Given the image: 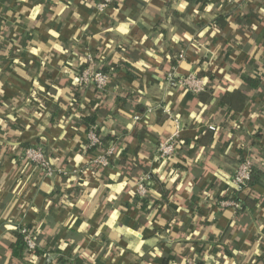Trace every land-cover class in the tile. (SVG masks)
Segmentation results:
<instances>
[{
  "label": "crops",
  "instance_id": "obj_1",
  "mask_svg": "<svg viewBox=\"0 0 264 264\" xmlns=\"http://www.w3.org/2000/svg\"><path fill=\"white\" fill-rule=\"evenodd\" d=\"M99 1L0 0V264H45V253L69 264H264V174L241 191L245 206L218 202L241 158L264 173V0ZM88 56L110 71L102 91L77 83ZM171 59L178 75L212 71L217 95L241 87L243 70L258 84L238 111L217 98L203 108L166 85ZM166 109L183 143L160 159ZM86 116L115 143L107 167L89 163ZM30 145L49 174L22 159ZM146 171L142 205L134 186ZM22 224L40 251L23 259L10 253Z\"/></svg>",
  "mask_w": 264,
  "mask_h": 264
},
{
  "label": "built area",
  "instance_id": "obj_2",
  "mask_svg": "<svg viewBox=\"0 0 264 264\" xmlns=\"http://www.w3.org/2000/svg\"><path fill=\"white\" fill-rule=\"evenodd\" d=\"M111 0H100L97 3V8L102 9L108 5ZM86 64L79 71L77 77V83L82 88L91 87L97 91L106 89L110 83V73H105L101 70L93 57L88 56ZM166 85L170 88H182L183 90L196 94L203 90L204 81L202 77L197 76L195 72H189L185 75H178L175 67L172 66L165 74ZM172 119L173 128L170 134L159 141L156 147V156L160 159H167L176 154L179 151L182 138L180 132L183 124L179 117L172 115L168 109L163 110ZM134 119H138V115L133 116ZM208 128L214 130V125H208ZM85 136L87 145L97 151V154L89 161L91 165L99 168L107 167L115 152V143L110 141L104 144L102 137L97 134V128L94 124L88 125L85 130ZM22 159L26 162H32L38 165L46 174L51 172L50 163L48 157L45 155L43 148L39 145L26 146L22 151ZM252 160L248 157L243 158L235 167L230 182L233 190L230 196L226 199H221L220 206H230L234 210H238L242 207L240 199L235 197V192H241L246 189L245 184L250 178L252 171ZM151 177L148 172H142L134 186V192L138 198H145L148 195L150 189ZM17 231L22 235L23 243L26 251L33 253L32 251L37 248L36 233L33 232L27 225H19ZM45 264H51L52 257L49 253L43 254ZM185 264H197L194 259H188Z\"/></svg>",
  "mask_w": 264,
  "mask_h": 264
},
{
  "label": "trees",
  "instance_id": "obj_3",
  "mask_svg": "<svg viewBox=\"0 0 264 264\" xmlns=\"http://www.w3.org/2000/svg\"><path fill=\"white\" fill-rule=\"evenodd\" d=\"M219 22L220 24H222L223 20L219 18ZM172 66H175V59L170 60L168 69H170V67ZM101 70L105 73H110L107 67H104V68L102 67ZM196 74L197 76L202 77L204 81L203 90L196 93V98L203 108L208 106L214 98H217L219 107H227L230 110L238 111L244 106L245 102L248 99L249 92L247 91L254 89L256 85L258 84L251 74H249L246 70H243L241 72H237V75L243 84L241 87H232V88L226 87L225 90L220 91V93L217 95L216 85L213 83V80L215 77L214 73L210 70H198L196 71ZM157 116L160 118L159 120L163 118L159 112H157ZM83 122L87 127L88 125L93 123V120L90 116H86L84 117ZM208 131L209 130H205L204 132V138L206 139L207 137H210L211 135V133H207ZM145 132L146 130L142 129L140 131L139 136L141 135L140 137H142L145 134ZM170 132H171V128L169 130L168 135L170 134ZM97 134L100 135L98 130H97ZM102 142L106 144V143H109L110 141L108 140V138L106 139L104 138V140L102 139ZM182 143H183V139H182ZM182 143L180 144V148L182 146ZM89 149H92V148H89ZM241 160H239L238 162H240ZM263 174L264 173L261 172L260 170L252 167L250 178L244 187H246V189H252L253 186L256 184V182H258V180L263 176ZM234 196L240 199V201L244 203V206L246 205V201L247 202L249 201V200H246L247 198H243V196L241 197V192H235ZM140 202H142V205L144 204L143 199ZM12 237L14 238L13 242L10 245V248H11L10 253L12 257L23 259L26 257L28 258L32 254H40V251H38L37 249L33 250L32 251L33 253L31 252L29 253L28 251H26L25 245L23 243L22 235L18 231L13 232ZM51 264H69V263H67V261L61 257H54L51 260Z\"/></svg>",
  "mask_w": 264,
  "mask_h": 264
}]
</instances>
